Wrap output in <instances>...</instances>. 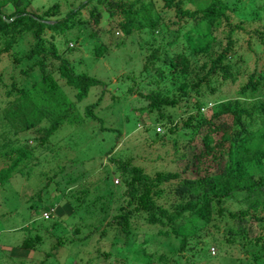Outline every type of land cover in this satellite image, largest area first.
<instances>
[{
  "label": "trees",
  "instance_id": "obj_1",
  "mask_svg": "<svg viewBox=\"0 0 264 264\" xmlns=\"http://www.w3.org/2000/svg\"><path fill=\"white\" fill-rule=\"evenodd\" d=\"M158 1H161L160 7H156L155 0H81L76 5L63 1L67 5L65 10H61L59 2L38 10L31 8L30 0H0V54L4 53L14 63L32 59L20 69L24 75L34 72V67L38 69L29 85L11 81L4 90L7 101L0 107V124L5 127L0 130V183L12 173H21L22 166L32 155L31 150L36 147L20 143L11 138L10 133L14 135L31 129L32 139L38 145L46 143V148L51 147L54 159L59 145L56 142L53 146L47 144L48 137L64 130L63 149L68 146L76 149L78 138L83 136L80 132H73V126H80L85 118L95 119L98 131L120 135L119 128L104 125L101 117L92 111L101 98L102 89L94 101L82 106V110L75 105L87 96L91 87L103 86V81L84 71H75L67 57L57 53L54 43L45 45L41 37L46 28L59 36V45L70 40L77 43L76 36L68 39L66 32L73 27H77L78 32L89 21L97 23L102 11L97 7L99 4L113 20L107 30L112 32L116 29L122 38L131 39L134 34L136 45L144 52L135 73L130 71L118 75L117 84L122 83L120 92L123 98L135 93L143 99L145 104L136 109L144 110L145 115L155 112L157 124L164 127L161 134L189 128L185 145L196 139L197 155L193 153L189 165L186 163L184 166L190 176L182 175L181 169L147 173L131 161V155L122 158L108 156L118 150V139L99 152L101 155H92L90 159L96 160L98 166L102 156L106 155L114 163L113 171L121 184L117 195L119 201L113 206L115 211L106 200L113 186L116 188L108 179L106 166L98 170L101 179L95 178V181L79 186L86 173L82 157L89 145L85 144V150L78 149L82 157L76 154L68 157L61 153L66 159L60 164L61 169L56 166V170L52 168L51 174L44 176V189L36 193V205L42 208L41 213H46L47 218L51 213L55 216L65 214L57 209V206L65 204L67 214L74 215L77 222L71 225L68 235L47 232L54 240L42 252L38 264H44L49 256L54 258L57 248L63 245L69 249V259L66 258L62 264H97L100 257L109 261L104 264H168L169 254L158 253L154 257L145 252L147 239L144 234L146 231L150 234L152 228L153 235L176 239L178 245L174 249L175 255L170 258L171 264H197L188 262L182 251L201 257L199 260L202 262L205 257L212 256L206 244V225L212 218L223 214L236 222L234 229H227L224 242L233 244L240 239L241 245L253 249H246L248 258L237 259L236 264H264V31H259L257 36L261 50L253 55L251 68L247 72L242 71L246 73L245 77L236 88V95L244 102L237 99L222 102L205 116L200 112L204 104L201 97L212 93L223 81H232L235 76L228 60L234 52L232 33L240 27L232 18L236 9L234 2L238 0L232 5L222 0ZM86 7L88 18H82L81 13ZM216 30L223 33L221 46L215 45ZM141 32L147 36L142 37ZM26 33L31 35L33 42L22 54L13 51L20 37ZM87 36L92 38L94 32H87ZM119 41L120 45L124 44L123 40ZM72 48L74 46L65 44L64 51ZM92 49L96 57L109 52L106 44L99 43ZM49 58L57 59V64L51 66ZM113 97L111 94L110 98L115 102ZM168 107L190 111L187 110L177 124L172 114L165 111ZM134 121L135 124L141 122V125L130 133L131 138L143 135L146 143L161 142L163 135L157 132L158 126L155 131L156 127H150L141 114ZM148 130L151 133L146 135ZM36 132L39 134L35 135ZM122 145L125 148L126 141ZM20 163L23 165H18ZM58 172L60 175L55 177ZM88 183H93L92 188L96 192L91 196ZM50 184L53 192L57 193L50 194L47 189ZM236 196L237 200L243 201L244 207L234 211L225 208L224 200ZM95 207L102 216L109 213V219L100 228L99 223L93 224L88 218ZM139 219L149 229L139 231ZM51 224L53 228L56 221ZM82 229H86L84 234ZM39 230L43 231L36 226L32 233L27 232L16 247L34 251L44 239ZM107 231L112 232L108 234L111 249L101 250L96 245L95 254L85 250L96 232L102 238ZM215 244L223 252L221 244ZM17 261L22 259L17 257ZM55 264L58 263L55 261Z\"/></svg>",
  "mask_w": 264,
  "mask_h": 264
},
{
  "label": "rangeland",
  "instance_id": "obj_2",
  "mask_svg": "<svg viewBox=\"0 0 264 264\" xmlns=\"http://www.w3.org/2000/svg\"><path fill=\"white\" fill-rule=\"evenodd\" d=\"M63 1L76 5L81 0H30V6L32 9L39 8L38 10H40L51 3L59 2L61 3V10H65L67 5ZM222 1L230 2L231 4L236 0ZM234 3L236 4V9L232 14V18L233 22L238 21L240 27L232 33V37L234 38V52L231 57H229L228 61L231 65V70L235 72V76L232 81H223L212 93H206L201 97L204 104L202 105L200 112L205 116L209 115V113L216 109V107L222 102H233L236 99L239 102H244V99L239 98L236 95V88L245 77L246 73H243L242 71L245 70L247 72L251 68L253 55L259 53L262 47L261 43L257 40V36L259 35V31H264V0H238ZM160 4L161 1L155 0L156 7H160ZM186 6L192 7L189 3H186ZM97 7L102 9L101 16L97 23L93 24L89 21L85 27L78 32L77 27H73L66 32V37L68 39H71L72 36H76V40H78L77 43L75 40H70L68 43L59 45L57 43V38L59 36L53 35V32L46 28L41 34V37L45 45H48L49 42L54 43L57 53L66 56L75 71H84L103 81V86L99 85L91 87L87 96H85L82 101L75 102V105L79 110H82V106L94 101L98 91L102 89L103 92L101 93V98L99 102L93 106L92 111L95 115L101 117L104 125L119 128L121 133L120 135H116L114 132L98 131L97 121L95 119L85 118L80 126H73V132H80L83 136V138H78L79 145L76 149H72L70 146L63 149V144L65 143L64 138L66 136L64 130H59L48 137L49 140H47V144L53 146L56 142L59 145L57 157L55 156V159L51 156V147L47 146L46 148V143L38 145L37 141L32 139L33 131H31V129L24 132H17V134L14 135L10 133L11 138H16L20 143H26L30 146L33 145L36 147L31 150L32 155L27 159L24 165L22 163L18 164L20 166L23 165L22 172L20 173L19 171L12 173L7 180L0 183V264H38V260L42 258V252L46 251L54 240L47 232H50L51 234L62 233L68 235L70 228L72 227L71 225L77 222L74 215L67 214L68 211L65 204L57 206L60 213L64 212L65 214L55 216L51 213L50 216L48 214L49 217L47 218H42V208L36 205V203H38L36 193H38L40 189H44V176L51 174L52 168L53 170H56V166L61 169L60 164H63V161L66 159L62 157L63 153L68 157L76 155L82 157L84 155L82 157L84 158V164H82V166L86 173L83 175L79 186L85 185L87 181H95V178L101 179L102 176H100L98 172L101 166H106L107 169H109L107 175L108 179L112 182V185H116V188L113 186V189L110 192V195H107L106 200L108 199V205L112 207L114 211L115 202L119 201L117 200V195L121 191V184L117 174L113 171L114 163L107 158L109 155L119 156L121 158L131 155V161L143 167L147 173H152L153 170L179 171L181 169L182 175H191L188 169H184V166L186 163L189 165L190 156H192L193 153L197 155V146L195 145L196 139H194L193 143L190 142V145H185L184 142H186V138L188 137L189 128L178 129L174 133L164 132V134H161L164 131V127L157 124L158 122L155 118V112L145 115L144 110L139 111L136 109V107L145 104L143 99L138 98L135 93H130L123 98L120 92V89L123 90L122 83L120 82L117 84L119 81L118 75L130 71L135 73L139 69L141 56L144 52H142V48L136 45V37L134 34L130 39L127 37L122 38L121 33L116 29H112V32H109L107 28L112 26L113 20L107 14L106 10L103 9V5L99 4ZM87 9L88 7L84 8L82 11V18H88ZM167 14L171 17L170 13L167 12ZM89 31L94 32L92 38L87 36V32ZM214 33L217 40L215 45L221 46L224 42L223 33L219 30H216ZM140 34L142 37L147 36L144 32H141ZM262 38L264 41V35ZM119 40H123L124 44L120 45ZM32 42L33 38L29 33H26L20 37L13 51L22 54ZM99 43L106 44L109 52L96 57L93 54L92 47ZM65 44L68 47L74 46V48H72L71 51L65 52ZM31 61L32 59H23L20 63H14L11 58L4 53L0 54V107L5 104V101H7V97L4 95V90L8 88L11 81L15 82V84L22 83V85L26 86L36 77L38 70L37 67H34V72L29 75H24L20 72V69L24 64L30 63ZM48 61L51 63V66L57 64V59L55 58H49ZM46 69H48V66ZM66 92L67 94H71L69 90H66ZM111 94H113V99L116 100L115 102L110 98ZM69 97L71 98V95H69ZM71 100L74 101L73 98H71ZM165 111L172 114V118L177 124L181 122V118L186 113L185 110L181 111L176 107H168ZM138 114L142 115L143 120L146 121L150 127H159L157 132L159 135H163L161 142L155 141L151 144L146 143L144 138H142L143 135L139 137L137 136V138L130 137L132 135L130 134L131 132L140 128L141 122H136L135 124L134 121V118ZM40 124L43 125L44 123ZM4 128L5 127L2 128L0 124V130ZM150 133L151 131L148 130L146 135ZM38 134L39 132L35 133V135ZM114 139L115 141L118 139L116 142L118 150L114 153L111 152V154H107L108 156H102L99 163L100 166H98V162L96 160H91L90 157L92 155H98L102 150L107 149V147L113 143ZM124 141H126L127 145L125 148L122 147V142ZM86 143L89 145L88 150H86L87 152L83 153L81 156L78 149L81 148L85 150ZM60 154L61 156H59ZM58 175H60L59 172L55 177ZM92 184L93 183H88V187L91 189L89 196L96 193L92 188ZM47 189L51 191L50 194L57 193V191L53 192L51 184ZM236 198H238V196L233 199L230 198L224 200V207L233 211L242 209L244 207L243 201L237 200ZM60 200L62 199L60 198ZM94 210L93 213H95V216H97L99 220L97 221V218H95L94 215L92 216V213L88 216L90 219L89 222H93V224L99 223L98 228H100L101 224H104V222L109 219V213L102 216L96 207ZM54 221H56V224L52 228L50 224ZM235 223L234 220L227 218V215L224 214L221 217L212 218L208 225H206V230L208 231L206 244L209 254L212 256L205 257V260L203 259L202 262V260H199L201 257L194 256V254L189 251H182L186 260L190 263L193 262L197 264H236L237 259L248 258L245 250H253L252 247L241 245L240 239H237L233 244H226L224 242L227 229H234L236 226ZM137 225L139 231H146L149 229L142 219H139ZM36 226L43 229V231L39 230L40 234L44 237L43 241L38 244L34 251L20 250L19 254V251L14 248L16 247V243L20 241L27 232L28 234L32 233ZM44 228H48L49 230L46 229L47 231L44 232ZM85 230L86 229H82V234L85 233ZM153 231L154 229L152 228L150 229V234L149 231H146L147 233L144 234V238L147 239V243L144 245L145 252L149 254L151 253L154 257H156L155 255L158 253H167L169 254V260L167 263L171 264L170 258H173V255H175L176 252L174 249H176L178 245L176 239L172 236L153 235L151 234ZM108 234L111 235L112 232L107 231V233L101 238L98 237V233L96 232L91 240L87 242L85 250L89 249L91 254H95L94 246L96 245H98L101 250L111 249L109 247L110 236H108ZM234 237L236 238V235H234ZM214 241L221 244L223 252H220V249H217ZM11 247L14 249L9 251V248ZM57 249V254L54 255V258L49 256L44 264H55V261L58 264H62L65 263L66 258L69 259L67 254L69 249L67 246L63 245ZM17 257L20 260L22 259V261L18 262ZM105 262L109 261L101 257L97 259V264H104ZM154 264H158V262H154Z\"/></svg>",
  "mask_w": 264,
  "mask_h": 264
},
{
  "label": "crops",
  "instance_id": "obj_3",
  "mask_svg": "<svg viewBox=\"0 0 264 264\" xmlns=\"http://www.w3.org/2000/svg\"><path fill=\"white\" fill-rule=\"evenodd\" d=\"M14 248H16V249L19 251V254H20V250H21V249H18L17 247H14ZM14 248H13V247L9 248V251H12ZM17 250H16V251H17ZM10 253H11V252H10Z\"/></svg>",
  "mask_w": 264,
  "mask_h": 264
},
{
  "label": "built area",
  "instance_id": "obj_4",
  "mask_svg": "<svg viewBox=\"0 0 264 264\" xmlns=\"http://www.w3.org/2000/svg\"><path fill=\"white\" fill-rule=\"evenodd\" d=\"M156 130L158 129V127L155 128ZM47 214L46 213H43V217H46Z\"/></svg>",
  "mask_w": 264,
  "mask_h": 264
}]
</instances>
